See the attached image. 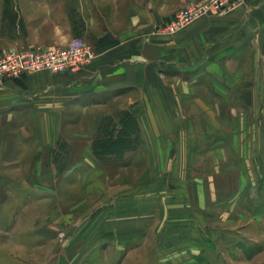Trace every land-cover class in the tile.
Returning <instances> with one entry per match:
<instances>
[{
    "label": "crops",
    "instance_id": "obj_1",
    "mask_svg": "<svg viewBox=\"0 0 264 264\" xmlns=\"http://www.w3.org/2000/svg\"><path fill=\"white\" fill-rule=\"evenodd\" d=\"M192 1H20L0 42L97 57L0 88L1 264H208L197 234L264 182V0L157 29Z\"/></svg>",
    "mask_w": 264,
    "mask_h": 264
},
{
    "label": "rangeland",
    "instance_id": "obj_2",
    "mask_svg": "<svg viewBox=\"0 0 264 264\" xmlns=\"http://www.w3.org/2000/svg\"><path fill=\"white\" fill-rule=\"evenodd\" d=\"M20 1L21 0H0V7H2L4 11V19H2L0 39H10V41H13V39L15 40L16 38L23 36L24 33L21 30V25L18 23L19 12L21 9ZM165 1L166 4L169 5L177 2V0ZM207 1L208 0H194L191 3L201 4ZM181 9H179L178 11H180ZM178 11H176L174 15ZM214 14L219 15L224 14V12L206 13L191 21L185 27H182L179 31L186 28L192 22L201 17ZM169 20L166 21L160 27H157L158 30H161L167 36L174 35L179 32L177 31L174 33H168L164 29L167 23H169ZM74 38L85 39L84 37L79 36ZM86 41L89 42L87 39ZM12 43L13 42H9L8 44L5 42H0V52L11 48H20L11 46ZM76 160L77 155H74L72 161L76 162ZM55 171L57 175L62 172L60 169H56ZM13 172L17 174L18 178H21V176L23 175L22 171H20L19 169L13 170ZM121 173L122 176L124 173H127L130 176L135 177L139 173V171L122 170ZM0 188L2 189L5 187L1 186ZM1 193L2 192L0 190V196ZM4 193L5 191L2 194ZM246 196L248 199L246 198L242 205L239 206V210L237 211L238 213H222V216H218L220 213H216L217 216L213 218L211 224L212 227H208L212 229V232L210 234H204V232L197 234V242L199 239H201L209 240L212 243V246L210 245L211 250H207L206 254L203 255V257H206L208 264H264V182L262 183V185L255 187L254 190H246ZM67 204L72 205L74 203L67 202ZM54 206L59 210L62 208L64 209V202L55 203ZM23 207L24 202H21L20 208H18L22 210ZM18 208H16V210ZM136 252L138 253L139 250L136 249ZM58 253L63 255L62 249L59 248L53 250L49 248H44L43 250H39L36 256L37 264H56L51 261L49 255L57 257ZM1 262L2 260L0 259V264ZM15 262H18V260H6L5 264H14Z\"/></svg>",
    "mask_w": 264,
    "mask_h": 264
},
{
    "label": "built area",
    "instance_id": "obj_3",
    "mask_svg": "<svg viewBox=\"0 0 264 264\" xmlns=\"http://www.w3.org/2000/svg\"><path fill=\"white\" fill-rule=\"evenodd\" d=\"M246 0H208L189 3L173 15L164 28L168 33L179 31L194 19L215 12H228ZM97 57L94 47L83 38L68 44L40 49L11 48L0 52V88L7 81L23 80L37 73L78 74Z\"/></svg>",
    "mask_w": 264,
    "mask_h": 264
}]
</instances>
